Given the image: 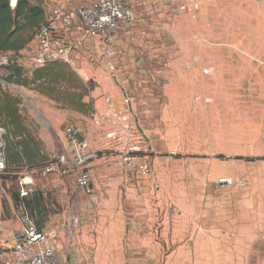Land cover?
<instances>
[{"label": "rangeland", "instance_id": "374dc122", "mask_svg": "<svg viewBox=\"0 0 264 264\" xmlns=\"http://www.w3.org/2000/svg\"><path fill=\"white\" fill-rule=\"evenodd\" d=\"M31 1L40 3L48 18L52 16L50 2ZM144 2L136 14L129 1L136 21H151L152 28L151 35H145L147 49L140 42L132 44L138 58L134 66L124 69L120 50L117 71L100 63L88 70L70 64L84 83L94 85L93 90L103 89L104 80L114 81L115 77L129 87V93L151 99L160 114L161 104L180 108L171 125L176 132L171 139L173 146L152 152L145 138L137 136V142L149 163L147 173L175 168L189 172L194 193L187 194V206L182 208L186 209L185 217L178 218L169 193H151L142 203L144 207L146 203L154 206V223L137 224L147 234L130 239L125 236L124 247H154L156 264H229V251L238 249L253 251L242 256L240 262H264V0H207V7L197 16L181 11L184 2L180 0ZM149 6L148 13L144 9ZM2 56L0 53V77L7 75L8 65L1 64ZM25 70L26 74L31 72ZM0 82L21 99L23 122L30 125L36 137H43L47 161L67 151V126H74L100 154L90 166L93 196L85 195L72 175L31 172L49 213L46 232L50 244L59 246L62 242L58 226L68 218L73 231L66 239L91 236L95 240V236H103L104 199L119 202L120 209L127 206L130 220L139 215L140 194L120 191L116 196L97 187L103 171L128 170L121 164V147L109 142L108 122L99 121L93 114L61 109L32 88ZM157 96L164 97L156 101ZM48 122L49 126L43 128ZM162 127L161 123L155 125V129ZM23 167L7 163L0 176V202L4 206L7 198L3 189L18 191ZM224 178L236 183L222 184ZM73 216L74 220L70 218ZM15 217L0 226L2 236L11 239L21 228L16 213ZM3 247L0 245V264L9 257L7 245Z\"/></svg>", "mask_w": 264, "mask_h": 264}, {"label": "crops", "instance_id": "0c3cea01", "mask_svg": "<svg viewBox=\"0 0 264 264\" xmlns=\"http://www.w3.org/2000/svg\"><path fill=\"white\" fill-rule=\"evenodd\" d=\"M82 1L83 0H55V3L65 13H68L72 16V20L69 23V28L65 33L67 39L71 43L77 45V48L73 53L74 64L77 66V68L88 70L91 67L96 68L99 63L104 65V59L102 57L100 41L96 38L83 37V30L75 14L77 6H79ZM129 1L136 14L139 13V6L145 4V0ZM206 2L207 0H201L200 11L205 10V8L207 7ZM150 8L151 6L145 8L144 10H148L149 13ZM46 17L47 19H49L47 13ZM154 20L156 19H153V21ZM150 22L138 18V21L134 22L133 24L126 25L120 30L117 36L116 45L124 57L122 59L124 69H127L130 66H134L136 60L138 59L135 55V47H133L132 44L140 42L145 49L149 47L146 36L151 35L152 28L150 29ZM29 45L30 43L25 49L21 51V53L25 52ZM162 76L173 77V75L171 76L166 74H163ZM113 78L114 81L104 80L103 89L97 88L93 90L87 97V100L85 99L86 101H89L91 99L94 101L95 113L92 116L96 118L106 112V110L108 109V105L106 102L107 96H110L112 98L114 108L115 110H117V112H121L125 109V103L123 100L124 96H131L130 108L133 112L135 122L141 126L147 137L146 142L148 144V149L153 152L160 147H164V149H167L170 146H173L174 141H172L171 139L176 136V132L173 131L171 125L173 119H176L178 117L177 114L180 113V108L173 105L161 104L159 108L161 112L160 114L159 112H157V106L154 107L151 99H148L147 97H144L140 94L136 95L135 93H129L131 90H129V87L127 88L126 86L121 85L118 82L119 78H117V75V79H115V77ZM168 86L171 85L169 84ZM163 97L164 96H157L155 100L161 101ZM46 123L47 122H45V124ZM156 123L163 124L162 129H155ZM25 124L28 126V128L30 127L27 122ZM47 126H49V122L48 125H44L43 128H47ZM32 134L34 135L33 132ZM36 139H41V153L47 156L44 148L43 137H36ZM157 160L158 157L155 158V162ZM46 161L47 160L40 162V164L42 165ZM21 175H23V173ZM72 176L76 181V175ZM102 176L103 180L100 183L98 182L97 184V187L100 189V191L103 190L105 192H115L116 196L120 191H122L123 193H126L127 191L140 194L141 208H139V215H136L138 216V218H136L135 216V218L133 217L130 220L127 217V213L125 212V210L128 209L127 206H122V208L120 209L119 202L116 201L114 203L113 201L104 199L102 207L103 236H95V240H93L91 236H69L67 237V239L66 236H60L63 239L62 242H60L59 246H57V255L59 261L62 264H156V250L154 249V247L150 248L148 245L147 247L144 246L141 248H125V236L130 239L139 238V236H144L147 234L145 230H139L137 228V224L146 222L149 223L150 220H152V222L154 221L156 217L154 206H150L149 203H146L148 206L144 207V204L142 202L144 200H147L149 195L156 191L159 193L163 191L169 193L172 202L175 204V210L177 211L178 218L185 217V213H183V210L186 209L182 208H185L187 206V203L185 202L188 200L187 194L194 193V185L192 183L190 184L188 181V178L190 176L189 172H187L186 169L182 168H175L170 170L156 169L149 173L141 172V170L139 169H121L114 172L105 170L103 171ZM33 178L37 187V179H35L34 176ZM4 192L7 198V203L4 206L3 203L0 202V226L8 225L11 221L16 219L15 205L16 199L18 197V191L13 193L8 191L6 192V190L3 189V193ZM36 192H38V194L42 197L41 192H39L37 188ZM43 203L46 208L44 198ZM172 206L173 205L171 204V207ZM39 217L41 220L40 214ZM70 218L76 217L73 216ZM136 220L138 222H136ZM48 222L49 213L46 211L42 213L41 228L45 230L48 229ZM125 226H127L126 231ZM1 232L2 230L0 228V245H2V247L3 245H7V247L9 248L11 243L10 236H2ZM148 234L150 233L148 232ZM149 239L150 238H148V241ZM151 240L154 241V236H151ZM50 245L54 246L56 244L51 243ZM247 253H253V251H248L246 249L230 250L228 255L230 258L229 264H248V262L246 261H239L242 256H248ZM259 264H264V262L261 261Z\"/></svg>", "mask_w": 264, "mask_h": 264}, {"label": "built area", "instance_id": "2783aa9c", "mask_svg": "<svg viewBox=\"0 0 264 264\" xmlns=\"http://www.w3.org/2000/svg\"><path fill=\"white\" fill-rule=\"evenodd\" d=\"M46 1L52 4V16L40 27L25 52L3 54L1 64L12 62L32 70L57 60L74 63L73 53L77 45L71 43L65 33L72 16L57 6L55 0ZM183 2L181 11L188 12L192 16L199 14L201 0H183ZM11 5L14 7L16 4L13 5L11 1ZM75 14L83 30V37L96 38L100 41L105 67L110 71H117L119 57L117 36L124 26L136 22L129 0H83L77 6ZM123 100L125 109L117 112L112 98L107 96L108 109L99 116V121L111 125L107 137L110 143L114 142L121 147L122 166L129 170L139 167L142 172L147 173L149 163L145 160V156L141 155L143 150L137 142V136L143 140L144 136L137 128L129 97L125 95ZM7 134V129L0 124V176L7 169ZM65 141L67 151L63 154L35 168L24 166L25 173L19 179V200L15 205V213L21 228L11 238L8 248L9 257L5 264H62L57 255L58 244L50 245L49 234L39 225L38 210L29 206L27 201L33 199L36 193V184L31 174L35 170L42 176L53 173L76 175L77 186L86 195L93 196L90 166L99 159V151L92 148L74 126L66 127ZM220 181L226 185L236 183L232 178H224ZM239 185L242 186L243 182ZM94 201L98 203V200ZM72 226L70 219L62 220L58 226V233L65 237L73 231Z\"/></svg>", "mask_w": 264, "mask_h": 264}, {"label": "trees", "instance_id": "16d2710c", "mask_svg": "<svg viewBox=\"0 0 264 264\" xmlns=\"http://www.w3.org/2000/svg\"><path fill=\"white\" fill-rule=\"evenodd\" d=\"M46 10L31 0H17L12 7L11 0H0V53H15L25 49L35 38L40 27L46 21ZM7 75L0 79L7 85L32 88L55 101L59 108L80 112L84 115L95 113L94 101H86L94 85H87L78 72L64 61H52L44 66L32 69L29 74L16 63L7 66ZM19 96L0 82V124L7 129V163L28 165L30 168L40 166L47 160L41 153V141L37 140L20 114ZM19 200V194L16 202ZM27 204L41 216L46 212L43 198L35 193Z\"/></svg>", "mask_w": 264, "mask_h": 264}, {"label": "water", "instance_id": "95a60500", "mask_svg": "<svg viewBox=\"0 0 264 264\" xmlns=\"http://www.w3.org/2000/svg\"><path fill=\"white\" fill-rule=\"evenodd\" d=\"M137 128L139 130V132L144 136L145 140H147V137L143 131V129L141 128V126L137 123ZM0 254H2V250H0Z\"/></svg>", "mask_w": 264, "mask_h": 264}, {"label": "bare ground", "instance_id": "6f19581e", "mask_svg": "<svg viewBox=\"0 0 264 264\" xmlns=\"http://www.w3.org/2000/svg\"><path fill=\"white\" fill-rule=\"evenodd\" d=\"M17 0H12V4L15 5Z\"/></svg>", "mask_w": 264, "mask_h": 264}]
</instances>
